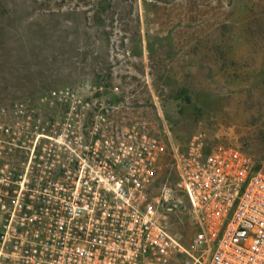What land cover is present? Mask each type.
I'll use <instances>...</instances> for the list:
<instances>
[{"label":"rangeland","instance_id":"1","mask_svg":"<svg viewBox=\"0 0 264 264\" xmlns=\"http://www.w3.org/2000/svg\"><path fill=\"white\" fill-rule=\"evenodd\" d=\"M65 88L100 107L86 122L103 113L117 129L168 131L180 148L200 135L264 162V0H0V107L34 105L58 134L51 122L77 118L52 94ZM171 180L163 165L156 187ZM179 199L165 224L187 244Z\"/></svg>","mask_w":264,"mask_h":264},{"label":"built area","instance_id":"2","mask_svg":"<svg viewBox=\"0 0 264 264\" xmlns=\"http://www.w3.org/2000/svg\"><path fill=\"white\" fill-rule=\"evenodd\" d=\"M52 94L77 117L51 122L58 134L34 105L0 107V264H264V162L200 135L180 148L168 131L117 129L103 113L86 122L94 101ZM163 165L172 180L156 187ZM179 197L187 244L165 224Z\"/></svg>","mask_w":264,"mask_h":264}]
</instances>
